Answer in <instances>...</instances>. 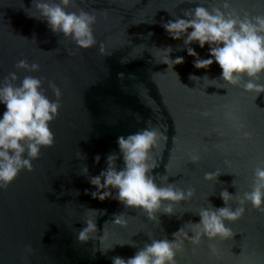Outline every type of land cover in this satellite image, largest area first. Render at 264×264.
Wrapping results in <instances>:
<instances>
[{"label": "water", "instance_id": "1", "mask_svg": "<svg viewBox=\"0 0 264 264\" xmlns=\"http://www.w3.org/2000/svg\"><path fill=\"white\" fill-rule=\"evenodd\" d=\"M0 264H264V0H0Z\"/></svg>", "mask_w": 264, "mask_h": 264}]
</instances>
